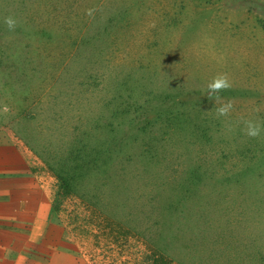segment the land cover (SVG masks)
<instances>
[{
  "label": "rangeland",
  "instance_id": "rangeland-1",
  "mask_svg": "<svg viewBox=\"0 0 264 264\" xmlns=\"http://www.w3.org/2000/svg\"><path fill=\"white\" fill-rule=\"evenodd\" d=\"M242 119L264 122V0H0V171L23 158L86 264H264V134ZM83 133L91 156L116 138L113 163L66 195L52 166ZM191 168L198 195L170 218L158 193Z\"/></svg>",
  "mask_w": 264,
  "mask_h": 264
},
{
  "label": "crops",
  "instance_id": "crops-1",
  "mask_svg": "<svg viewBox=\"0 0 264 264\" xmlns=\"http://www.w3.org/2000/svg\"><path fill=\"white\" fill-rule=\"evenodd\" d=\"M0 156L4 161V146ZM5 161L0 171V264H86L66 238V220L49 212L47 194L31 190L34 181L23 158L9 153Z\"/></svg>",
  "mask_w": 264,
  "mask_h": 264
},
{
  "label": "trees",
  "instance_id": "trees-1",
  "mask_svg": "<svg viewBox=\"0 0 264 264\" xmlns=\"http://www.w3.org/2000/svg\"><path fill=\"white\" fill-rule=\"evenodd\" d=\"M86 135V133H83V135L81 136H76L74 141L66 143L64 148L66 157L63 159V161L61 158L60 162L58 163L59 168H54L52 164L50 165V168L52 166V170H56L54 171V174L59 181L60 192L66 195L76 193L78 184L80 182L82 183L84 181L83 179H85L88 176V173L90 171H93L94 168L96 169L102 166V163L104 165V163L106 164L107 162V169L105 170H108L110 168V162L113 163V160H105L104 162L102 161L99 164L98 158L103 159L104 153L109 154V152L111 153L112 151L114 153V150L116 148L115 142H117L118 140L114 138L111 147L112 149L110 148V145L108 147L102 146L101 149L96 150V154H94L95 156L93 155V157L91 156V154L89 155V152L87 151V149L91 147V142L88 138L85 137ZM120 147L122 150L121 143L119 148ZM147 147L148 150L146 152H148V157L150 154L156 156V146L147 145ZM121 150L119 149V153L115 154V156H119L121 154ZM148 162L150 163V159L148 160ZM69 163L73 164L69 165ZM201 181L202 178L199 169L191 168V170H189L188 174L186 175V178L178 176L175 180H172V183H164L165 189L163 190H166L167 188L168 189L165 192L161 191L160 193H158L157 199L160 201L164 200L163 211H166L170 218H174L178 215L182 217V212L186 207V203H188L189 201H193L197 197V193L199 191L198 186ZM169 192H171L172 195H170ZM165 200H169V206L165 204ZM158 211H160V208ZM157 251L160 252V249H158ZM155 264L159 263L155 261Z\"/></svg>",
  "mask_w": 264,
  "mask_h": 264
},
{
  "label": "clouds",
  "instance_id": "clouds-1",
  "mask_svg": "<svg viewBox=\"0 0 264 264\" xmlns=\"http://www.w3.org/2000/svg\"><path fill=\"white\" fill-rule=\"evenodd\" d=\"M97 9H88L86 14L90 17L94 18V14ZM5 24L7 25L10 31L14 30L17 26V21L9 16L5 18ZM232 82L229 76L226 73H219L207 84V94L210 99H214L216 103H220V106L216 108V116L227 117L230 116L233 109L234 104L232 101L221 102L222 97L220 96L221 92L227 91L231 89ZM7 111V108L4 109ZM244 124V133L250 138H257L264 134V122H257L255 120H243Z\"/></svg>",
  "mask_w": 264,
  "mask_h": 264
}]
</instances>
